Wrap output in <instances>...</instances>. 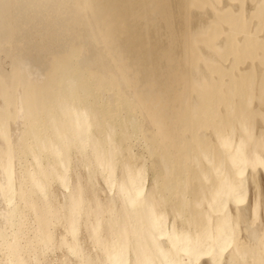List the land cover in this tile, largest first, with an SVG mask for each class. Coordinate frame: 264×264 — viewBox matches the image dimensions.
<instances>
[{
    "label": "bare ground",
    "instance_id": "1",
    "mask_svg": "<svg viewBox=\"0 0 264 264\" xmlns=\"http://www.w3.org/2000/svg\"><path fill=\"white\" fill-rule=\"evenodd\" d=\"M1 54L0 264H264V0H0Z\"/></svg>",
    "mask_w": 264,
    "mask_h": 264
},
{
    "label": "rangeland",
    "instance_id": "2",
    "mask_svg": "<svg viewBox=\"0 0 264 264\" xmlns=\"http://www.w3.org/2000/svg\"><path fill=\"white\" fill-rule=\"evenodd\" d=\"M0 56H3V57H1V64H0V68H1V70H2V74H3V76L4 77H6V72H7V70L9 69V66L7 65V59L6 58H4L5 56H4V54H1ZM6 61V62H5ZM4 63V64H3ZM5 63H6V65H5ZM2 65V66H1ZM6 70V71H5ZM137 150V149H136ZM99 185V186H98ZM98 187H99V189L100 188H102L103 189V185L102 184H100V183H98ZM102 185V186H101ZM101 186V187H100ZM97 188V187H96ZM98 189V188H97ZM99 189H98V193L100 194V197H103L104 196V192L103 191H99ZM103 192V193H102ZM255 193H256V188L254 187V185L253 186H251L250 187V191H249V197H250V199H252L253 197H254V195H255ZM261 215V214H260ZM259 217H258V220L256 221V223H258L259 222ZM59 253L58 252H56V255H58ZM48 258H51V256H47Z\"/></svg>",
    "mask_w": 264,
    "mask_h": 264
}]
</instances>
